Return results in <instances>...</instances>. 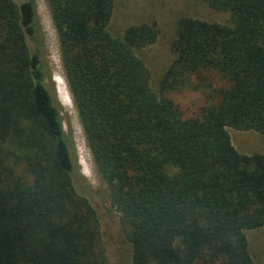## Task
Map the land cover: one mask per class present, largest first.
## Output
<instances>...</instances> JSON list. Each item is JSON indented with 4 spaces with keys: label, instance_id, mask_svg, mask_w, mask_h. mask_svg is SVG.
I'll return each instance as SVG.
<instances>
[{
    "label": "trees",
    "instance_id": "16d2710c",
    "mask_svg": "<svg viewBox=\"0 0 264 264\" xmlns=\"http://www.w3.org/2000/svg\"><path fill=\"white\" fill-rule=\"evenodd\" d=\"M63 75L130 264H253L264 226V0H203L229 23L179 17L157 89L136 50L154 22L106 29L112 0H45ZM195 92L186 116L171 95ZM101 206L45 82L35 0H0V264H108Z\"/></svg>",
    "mask_w": 264,
    "mask_h": 264
},
{
    "label": "rangeland",
    "instance_id": "374dc122",
    "mask_svg": "<svg viewBox=\"0 0 264 264\" xmlns=\"http://www.w3.org/2000/svg\"><path fill=\"white\" fill-rule=\"evenodd\" d=\"M35 7L42 34L45 82L53 90L63 129L72 139L79 171L86 178L101 206L99 227L107 262L130 264V245L125 239L118 213L108 201L105 184L95 169L63 75L57 34L47 3L45 0H35ZM181 16L225 24L230 21L228 12L213 9L203 0H112L111 14L106 25L112 36H119L129 24L155 23L157 34L154 42L136 50L137 56L149 72V84L153 90L157 89L162 72L173 58L169 43L173 37L175 22ZM171 97L186 116L201 101L198 93L188 91L174 93ZM226 131L238 152L248 155L264 152V137L259 132L232 127H226ZM244 234L253 264H264V226L245 230Z\"/></svg>",
    "mask_w": 264,
    "mask_h": 264
}]
</instances>
